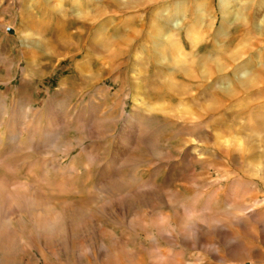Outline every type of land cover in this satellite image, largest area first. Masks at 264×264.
Masks as SVG:
<instances>
[{
    "label": "rangeland",
    "instance_id": "rangeland-1",
    "mask_svg": "<svg viewBox=\"0 0 264 264\" xmlns=\"http://www.w3.org/2000/svg\"><path fill=\"white\" fill-rule=\"evenodd\" d=\"M263 3L222 34L219 0H0V264H264V65L172 94L150 28L260 62Z\"/></svg>",
    "mask_w": 264,
    "mask_h": 264
},
{
    "label": "bare ground",
    "instance_id": "bare-ground-1",
    "mask_svg": "<svg viewBox=\"0 0 264 264\" xmlns=\"http://www.w3.org/2000/svg\"><path fill=\"white\" fill-rule=\"evenodd\" d=\"M219 1H220V10H221L220 12L222 13V16H223V20L221 22V25H222L221 33L226 34V33H228L227 32L228 29H230L231 26L233 25V19H235L239 15V13L235 12L234 10L231 9L233 2L235 0H219ZM252 7H253L252 5L245 7V10L250 9V11L244 13L245 16L242 17V21L244 23L246 22L245 24L250 26L251 28L252 27L254 28V25L256 26L254 21H255L258 13L255 12L256 9H254V8H256V7H253V8ZM179 9H180V7H178V10ZM181 10H184V9H181ZM180 11H176V12L181 13ZM166 12H167V10L164 9L162 11V18L155 19L153 21V23L151 24L150 28H152V32H153V36H152V45L153 46L152 45L151 46L153 47L152 48L153 49V55H154L153 57H154L155 61L160 60V58L163 57L164 50H167V48H169V52H170L172 58L174 59V61L177 64H181L183 66V67H181L182 69L180 68L181 71L179 73L175 74V76H173V78H171L165 84V87H167L172 92V94H182V93L187 91L185 86L184 87L180 86V81H181L180 79H182L183 81H189V83L194 81V80H202L203 79L205 82V84H203L204 89L206 91H210V92L216 91V84L217 83H220L219 84L220 87L224 86L223 89H225V88L228 89V87H226V86H227V84H230L232 82V79H231L232 74H234L235 78L240 79L242 84H247L248 81L251 80L250 79V73L251 72H250L249 67H252V66H250V65H258V66L264 65L263 60L260 62H256L254 59H251L249 63H247L245 60L243 61L244 58H242V57L244 55H249V53H250L249 49L244 50L243 53L241 52L242 54L231 51L232 45L235 43L237 38H239V36L236 38L228 39L226 41L227 48H225L224 51H220V50L216 51L214 49L215 56L213 54L204 55L205 53L203 54V56H201V55L196 56L195 55L196 52L191 53V54H186L185 53L186 50L183 51L182 50L183 47L178 46L177 40L175 39L174 35L171 34V32L174 33L175 28L178 27L181 24V22H183V21H180L181 17L180 18L177 17L179 15V13L176 14L177 16H172L169 13L164 15ZM240 16H242V15H240ZM238 18H239V16H238ZM243 18H246L247 21L246 20L244 21ZM236 20L239 21L240 19L238 20L236 18ZM168 22H169V26L166 25V23H168ZM214 24H215L214 21L209 22L208 28L206 30V32L208 33V36L209 35L212 36L213 46H214V42H216V38L218 36L215 34ZM234 28H236V26ZM258 28L259 27H257V29ZM187 29H188L186 31L187 36L190 38V45H191L190 48L195 49L196 47H198V43L196 42L195 36H194L195 32H196V27L195 28L189 27ZM237 29H238V27H237ZM235 31H236V29H235ZM235 35H236V33H235ZM214 38H215V41H214ZM186 65H190L192 70L189 67H186ZM202 66H205V69L201 70V73H200V71L198 70V67L201 68ZM156 75H155V77H156ZM187 77H189V78H187ZM196 84H200V83H196ZM243 86H245V85H243ZM253 86H255V85H253ZM227 89H225L226 93H227V91H230V89H228V90ZM202 91H203V89H202ZM260 93H261V91H260ZM47 218H49V217H47ZM43 219L44 218H42L40 220H43Z\"/></svg>",
    "mask_w": 264,
    "mask_h": 264
}]
</instances>
